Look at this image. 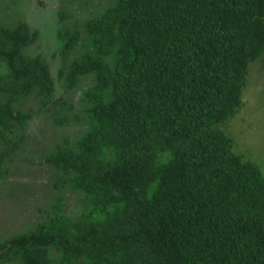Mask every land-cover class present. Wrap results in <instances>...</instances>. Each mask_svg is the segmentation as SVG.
<instances>
[{"label":"trees","instance_id":"16d2710c","mask_svg":"<svg viewBox=\"0 0 264 264\" xmlns=\"http://www.w3.org/2000/svg\"><path fill=\"white\" fill-rule=\"evenodd\" d=\"M84 30L59 32L64 59L86 47L58 72L65 94L91 80L75 109L46 58L25 54L39 30L0 24V177L26 98L85 123L46 156L82 212L55 195L0 243V264H264V172L226 130L264 55V0H112Z\"/></svg>","mask_w":264,"mask_h":264},{"label":"rangeland","instance_id":"374dc122","mask_svg":"<svg viewBox=\"0 0 264 264\" xmlns=\"http://www.w3.org/2000/svg\"><path fill=\"white\" fill-rule=\"evenodd\" d=\"M112 0H0V24L13 26L26 21L31 29H38L37 39L25 47V54H40L51 66L57 79L56 98L62 97L75 109L80 107L81 89L91 83L84 79L81 86L65 94L63 79L59 77L62 66L67 67L73 57L86 51L80 41L75 49L63 58L65 37L60 31L67 27L78 28L83 36L84 21L100 13ZM65 12L63 16L61 13ZM248 84L243 91L244 105L226 130L234 137V149L259 164L264 172V55L253 63ZM32 114L25 128L12 133L20 144L12 157L4 163L0 177V243L15 233L32 228L47 217L53 198L60 194L66 201V211L79 215L83 209L81 194L67 188L54 186V168L46 156L65 138L75 140L85 123L58 125L49 116L41 114L39 100L35 96L26 98L18 105ZM6 148V144L3 145Z\"/></svg>","mask_w":264,"mask_h":264}]
</instances>
